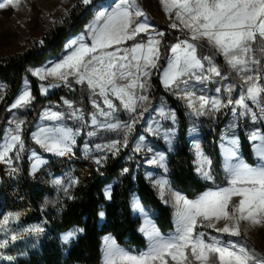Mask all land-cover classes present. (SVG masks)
Here are the masks:
<instances>
[{"label": "rangeland", "instance_id": "rangeland-1", "mask_svg": "<svg viewBox=\"0 0 264 264\" xmlns=\"http://www.w3.org/2000/svg\"><path fill=\"white\" fill-rule=\"evenodd\" d=\"M78 1L84 4L83 0H19L16 7L9 5L0 9V57L21 51L33 41L38 40L51 23L67 12ZM94 1L90 0V3ZM118 2L119 0H105L96 3L93 14L84 29L80 33L70 36L66 40L67 43L92 42L90 38L91 28L96 23L97 16L102 11H111ZM138 6L145 13V17L137 18V21L140 22L146 18L147 23L151 25L150 30L138 34L135 39L127 40L120 45H113L111 47L112 51H115L116 48L121 50L131 48L138 43L146 44L150 36L159 39L161 44L166 32L157 23L171 30H178L176 41L190 40L188 30L179 26V21L175 19L174 13L169 16L165 12L161 0H138ZM173 23H176L178 27H171ZM157 33H163L164 35L157 36ZM175 42L170 47L165 66L160 72V81L165 91L179 97L184 103L187 120H190L188 122L189 137L187 136V138L189 144L191 145L192 142L196 147L199 141L203 143L204 134L212 130L215 116L208 119H196L188 111V99H186V96H190V91H192L194 95L191 98L193 99L198 100L200 96L206 97V90L214 87L221 77L218 76L220 77L219 80L218 78L215 81L211 80L213 74L207 71L210 65L205 60L203 61L205 66L203 75L210 77V79L197 80L195 77L184 76L181 77L177 85L171 88L165 87V72L171 62L173 56L171 48L175 45ZM194 43L202 45L197 48L198 56L201 58L205 56L211 57L212 64L217 68L222 66L219 65L221 61L226 65L224 56L217 53L206 41H195ZM253 48L255 58L260 60L261 63L251 65L250 67L253 71L243 75L235 71L231 72V76L235 74L236 76H241L239 78L242 79V76L264 74L261 71L264 69V52L261 51L264 48V42L257 40ZM154 69H150L149 74L152 75ZM197 74L199 75L200 73ZM189 78L193 79L192 88H186ZM22 83L23 85H21L16 98L7 107L8 117L0 138V150H2V146L8 140L10 134L15 132L17 123L21 121L23 123L20 126L19 134L22 139L23 125L31 104L30 102L23 107H13L23 91H31L30 82L27 78ZM67 91L77 97L71 99L63 98L64 101L56 109L43 111V113H47L46 117H51V113H57L59 119L47 118V122L43 118L44 121L42 122H45V124H42L37 122L40 117L38 116L30 134L31 140L40 148V152L35 148H30L28 151L29 173L36 204L30 200L22 184L20 154L23 147L15 146L3 160H0V219L9 214L14 217L5 226L4 230H0V241H9L7 247L0 249V255L10 256L12 259L0 258V264H103V252L107 238L115 239L121 247L133 252L138 253L146 250L148 240L140 231L146 220L151 221L161 235L165 237L175 232L177 205L174 195L179 194L185 199L187 198L171 186L168 177V156L173 152L176 140L172 148H170V146L164 145L166 142L162 136L163 126L166 129H172L169 120L172 119L171 115L175 110L168 104L164 96H159L155 103L150 99L148 102H140L136 111L130 114L126 111L127 109H122L119 99L109 94L108 98L112 101L116 110L107 122L125 124L131 123L133 119L137 121L133 124L132 130L127 133V145H131L123 155L122 151L127 147L124 144V129L112 131L92 124L93 115H96L97 121L105 122V117L98 114L101 109L106 112L110 111L104 104V98H89L86 96V90L82 88ZM4 93L5 85L0 81V101ZM94 102L95 105H99V108L94 105ZM249 105L252 108V112L241 113L239 110L236 114H229V118L222 130V145L218 142L222 158L224 184L208 188L194 199L189 200H195L209 190L215 191L219 188L227 187L231 178L226 172V167L229 164L245 163L256 167L264 163L256 154V146L260 143L259 139L256 141L250 139L253 133L264 135V113L260 111L261 106H264V99H262L261 105H254L250 101ZM161 108L166 113L161 118L163 120L162 126L157 123L158 118L161 117L159 115V109ZM237 108L240 109L239 106ZM252 113L256 115L255 120ZM176 121L178 128V120ZM237 123L241 125L247 140L251 143L255 157V164L253 165L248 164L240 152L235 151L236 155L231 160L227 158L225 150L228 148L232 149L228 140L232 137L236 138L235 125ZM136 125L139 126V130L134 132ZM150 126L158 130L149 131ZM42 128L48 130L67 128L74 132L78 131L79 135L75 136V144L71 145V151L61 156L47 151L36 143L34 137L39 135ZM89 133L94 134L89 135ZM130 136H133V138L131 139ZM117 140L120 141L118 145L119 151L115 155L107 149L103 151L97 149V145L104 146ZM78 141H81V143H78ZM79 144L80 155L75 153ZM137 146L140 148L139 151L136 150ZM119 154L123 155L119 165L104 183L105 170ZM193 154L197 161L200 156L196 153L194 147ZM160 155L164 156L162 162H159ZM203 157L208 159L205 156ZM100 158H103L102 163L98 165L95 161ZM37 159L41 163L33 171V165ZM152 160H157L158 162L150 163L149 161ZM132 162L133 168L131 170L129 164ZM195 164L196 172L200 178L211 182L213 176L209 163L203 164V169L210 174L211 179H205L198 171L201 167V159ZM140 166L143 180H139L138 169ZM124 169H127V172ZM56 180H60L61 184L57 185L55 183ZM73 180H76L77 183L72 184ZM159 181L167 182L163 190L159 187ZM93 183L98 186L92 188ZM109 188L111 191L110 199L105 196V192ZM150 188L154 191V194L148 192ZM125 198H127L131 216L137 218L138 223L134 231L135 234L130 233L122 237L117 211ZM238 201L239 197L232 198L233 203H238ZM135 203H139L140 207L138 209H134L133 205ZM101 212L104 213L103 216L100 215ZM94 223L97 226L96 231H99V233L100 230L98 229L101 227H105L108 231L100 234L99 258L97 257L95 261L88 262V257L80 256L81 254L78 251L83 249L81 244L84 243V239L93 228ZM225 223H228V221L221 220L217 222L216 228H222ZM206 224L207 222H204V225H198L195 229V232L206 233V240L211 236H219L224 240L244 243L249 248L264 254V225L252 226L247 222L241 221V236L231 237L207 227ZM36 226L43 227L44 232L39 235L28 233V229ZM77 229H83V232H77L75 238L68 243H64L62 237L68 232ZM12 235H17L19 238L12 241ZM86 256H88V253H86ZM169 264H173V262L169 260Z\"/></svg>", "mask_w": 264, "mask_h": 264}, {"label": "snow or ice", "instance_id": "snow-or-ice-1", "mask_svg": "<svg viewBox=\"0 0 264 264\" xmlns=\"http://www.w3.org/2000/svg\"><path fill=\"white\" fill-rule=\"evenodd\" d=\"M19 0H0V9L9 5L18 6ZM165 12L179 21V26L187 29L190 33V40H182L171 48L173 53L168 70L165 72V87L171 88L180 82L181 77L190 76L197 80H206L210 77L203 75L204 63L208 61L210 67L208 72L217 76L220 75L217 67L212 64L211 57H200L197 48L202 45L195 41H206L217 53L224 56L226 63L237 73L253 71L251 65L261 63L254 56L253 45L260 40L264 42V0H161ZM84 4L90 0H83ZM145 17V13L139 8L138 0H119V2L109 12H100L96 18V23L91 28V41L89 45L79 42L75 49L60 63L52 67L37 70L33 75L41 80L46 77H54L62 81H67L69 76L76 77L77 83H87L88 87L104 98V104L110 111L100 110L99 115L105 117V122L97 121L96 115L92 117V124L108 130L124 129V144L127 145V133L132 130L131 123L107 122L111 119L112 113L116 110L109 94L121 101L123 107L130 112H135L138 102H144L147 96L137 95L136 89L146 90V81L149 70L156 67L159 60L160 40L149 37L146 44L138 43L131 48H116L115 51H107L113 45H120L127 40L135 39L142 33L148 32L151 25L147 20L138 22L137 18ZM173 28L178 25L173 23ZM163 33H157L162 36ZM264 52V48L261 49ZM197 73H200L199 75ZM248 85L246 92L236 101V105L243 108L246 113L252 112L247 103L250 101L254 105H261L264 99V83L262 77L257 75H247L242 77ZM123 81L124 83H120ZM98 90V91H97ZM230 85L225 91L231 93ZM43 91V90H42ZM217 93L221 91L216 89ZM188 99V107L199 116L205 114V109L210 107L213 111H219L226 106L219 97L211 99L200 96L194 100L191 96ZM32 100L30 90H25L19 96L13 107H23ZM228 103H232L228 100ZM198 104V107L196 106ZM95 105V102H94ZM99 108V105H95ZM260 111L264 113V106ZM236 112V109H233ZM159 115L165 116L163 108L159 109ZM256 119L255 113H252ZM51 119H59L57 113H51ZM79 118V117H78ZM171 118L175 119L172 113ZM23 121L17 123L16 130L10 134L8 140L0 150V160H3L15 146L23 147L20 136V126ZM149 131H157L151 126ZM94 133H89L93 135ZM79 132H74L67 128H55L54 130L40 129L39 135L35 136L36 143L40 144L47 151L57 155H65L71 151V145L75 144V136ZM250 139L260 143L256 146V154L261 161H264V135L253 133ZM120 141H113L111 144L100 146L97 149L103 151L107 149L115 155L118 151ZM230 145H237L238 139L233 137L228 140ZM201 167L198 171L205 179H211L210 174L203 169V164L209 163L202 153ZM137 151L140 150L137 146ZM227 158L232 159L236 155L232 149L225 150ZM102 159L95 162L99 165ZM164 160V156H159V162ZM157 163V160L149 161ZM41 161L37 159L33 165L35 171ZM127 172V169H124ZM226 172L231 177L228 186L215 191L209 190L200 195L195 200L185 199L179 194L174 195L177 205L176 229L173 234L167 237L161 235L160 231L151 221H145V225L140 231L148 240L146 250L133 252L121 247L115 239L107 238L103 252V264H264V254L249 248L244 243L233 240H224L219 236H211L205 239L206 233L195 232L198 225H204L215 229L217 232L227 234L231 237L241 236L240 223L247 222L252 226L264 225V163L253 167L245 163L235 165L229 164ZM57 185L61 184L56 180ZM77 183L76 180L72 184ZM166 181H159V187L164 189ZM67 191V189H65ZM107 198H111L110 188L105 192ZM239 197L238 203H233L232 198ZM134 209L140 207L139 203L133 205ZM104 215L103 212L100 213ZM13 215L9 214L0 219V230H4ZM224 220L228 221L222 228H216V223ZM28 233L39 235L44 232L40 226L27 230ZM77 232L83 229L70 231L62 237L64 243H68L75 238ZM19 237L12 235L11 240L15 241ZM8 240L0 241V249L7 247ZM0 258L11 260L10 256Z\"/></svg>", "mask_w": 264, "mask_h": 264}, {"label": "trees", "instance_id": "trees-1", "mask_svg": "<svg viewBox=\"0 0 264 264\" xmlns=\"http://www.w3.org/2000/svg\"><path fill=\"white\" fill-rule=\"evenodd\" d=\"M102 1L105 0H95L90 4H82L78 1L67 12L51 23L38 40L33 41L21 51L0 57V81L5 85V93L0 101V138L4 126L7 123V107L10 106L16 98L24 79L27 78L30 82L32 101L22 130L23 149L20 154V175L22 184L26 189L30 200L34 204H36V202L33 196V185L30 179L28 160V151L30 148H35L40 152V148L37 147L30 137L34 123L37 120L40 111L48 101L60 103L63 98L71 99L76 98L77 96L68 92L64 87H60L46 95H42L39 90L40 80L29 73V68L40 65L49 57H59L66 40L70 36L76 35L84 29L93 14L94 6L96 3ZM157 24L164 29L166 33L159 47V60H157L156 67L151 75L149 98L155 103L159 96H164L168 104H170L175 110L178 120V134L174 150L168 156V177L171 186L174 189L181 192L187 199H194L206 189L224 184V174L221 163L222 158L218 142L222 128L228 118V111L226 109L221 110L214 120L212 130L205 133L203 136L202 144L204 151L211 160V172L213 176L211 182L205 181L200 178L195 170L194 156L187 138L188 120L186 116V107L179 97L173 96L165 91L160 81V72L165 66L170 47L176 41V35L179 31L175 29L171 30L160 23ZM138 130L139 126L136 125L134 127V132H137ZM130 138L132 139L133 136H130ZM239 138L241 153L244 160L248 164H255V157L251 143L247 140L244 131L241 128L239 130ZM78 143H81V141H78ZM130 145L131 144H128L122 151L123 155L128 151ZM79 146L80 144L76 148V154H79ZM122 154L117 155L105 170L104 183L119 165L120 160L123 157ZM129 167L132 170L133 162L129 164ZM138 170L139 180H143L140 173L141 166ZM96 186L98 185L93 183L92 188H95ZM148 192L154 194V191L151 188ZM117 218L120 222L122 237L130 233L135 234L134 231L138 219L131 216L127 198L121 203L117 211ZM96 230L97 226L94 223L93 228L88 232V235L84 239L85 241L81 240L84 241V243L81 244L83 249L78 251L81 254L80 256L88 257V262L92 260L95 261L97 257L99 258L100 234L101 232L108 231L105 227L98 229L100 230V233ZM86 253H88V256H86Z\"/></svg>", "mask_w": 264, "mask_h": 264}, {"label": "crops", "instance_id": "crops-1", "mask_svg": "<svg viewBox=\"0 0 264 264\" xmlns=\"http://www.w3.org/2000/svg\"><path fill=\"white\" fill-rule=\"evenodd\" d=\"M78 43L79 42H74V43L68 44L67 41H66L65 44H64V48H63L61 54L59 55V57H49L43 63H41L40 65L33 66V67L29 68V73L33 77H35L38 80H40L39 90H40L42 95H46V94H48V93H50V92H52V91H54V90H56V89H58L60 87H64L67 90H70V89L74 90L76 88H82V89L86 90V96L89 97V98H97V97L103 98V97H101L98 94H94L93 90L88 87L86 82L85 83H77L76 82V77H74V76H69L67 81H62V80H59V79L51 77V76L46 77L45 79L41 80L38 76L33 75L34 71L47 69V68L52 67L56 63H60L63 59H65L75 49V47L77 46ZM84 43H87V42H84ZM91 43L92 42L87 43V44L90 45ZM107 51H112V48H108ZM219 65H222L221 67L219 66L217 68L219 70V72H220L219 76L221 77V79L219 80L220 77H218L219 82L214 87H212L210 89H207L205 94H206V97L209 98V99H211L213 97L221 98L224 101L226 106L222 107L219 111H213V110L210 109V107H208V108L205 109V114L199 115V116H197L193 112V110L188 107V111L190 112L191 115L195 116L196 119L197 118H201V119L202 118H206V119H208V118H212L214 116L216 118L217 114L221 110H224V109H226L228 111V118H229V114L230 113L236 114V113L239 112V110H240L241 113H246L243 108H240V109L237 108L238 106L236 105L235 101L242 94H244L246 92V89H247L248 85L245 83L243 78L242 79L239 78L241 76H238V75L236 76L235 74H232V76H231V72H235V70H233L227 63L225 65V63L223 61H221ZM261 71L264 73V69L261 70ZM245 73H248V72H245ZM245 73H242V75L245 74ZM211 74H213V73H211ZM212 76H217V75L213 74ZM260 76L262 77L261 83H264V74L260 75ZM142 79H144L146 81V90H141V89L138 88V89H136V93H137V95L143 94V95L147 96L148 99L146 101L148 102V100L150 99L149 98V92H150V85H151V74H148L147 77H143ZM192 80H193L192 78H189V81L186 84V88L187 87L188 88L189 87L192 88V86H191V84L193 83ZM215 80H217V79H215ZM120 83H124V82L121 81ZM22 85H23V83H22ZM230 85L233 88L231 93L225 91V89L228 88ZM217 88L221 89V91L219 93H217V91H216ZM189 95L192 97L194 95V93L192 91H190ZM194 100H197V99H194ZM228 100H231L232 103L229 104ZM63 101H64V99H62L60 103H62ZM146 101H144V102H146ZM60 103L55 102V101H48L46 103V106L42 109V111H41V113L39 115L40 117L38 118L37 122L45 124V122H42V121H44L43 118H45V121L48 122V119L46 118V114L47 113H43V111H50V110L56 109L57 106H59ZM247 103L249 104V101ZM139 104H140V102H138V105ZM121 105H122V109L125 110V108L123 107L122 103H121ZM138 105H137V108L139 107ZM196 106L198 107V104ZM249 107H250V105H249ZM234 108L236 109L235 113L233 112ZM126 111L128 113H130V114L134 113V112H130L129 110H126ZM174 114H175V112H174ZM161 118L162 117L158 118L157 123L162 126L161 123L163 122V120ZM228 118H227V120H228ZM176 120H177L176 119V114H175V119L174 120L173 119L169 120L170 126L172 125L171 126L172 129H166L164 126L162 127L163 128V131H162L163 132V134H162L163 140L166 142V144H164V145L170 146V148H172V146H173V144H174V142L176 140L177 134H178V128H177V123H176L177 121ZM189 121L190 120H188V122ZM226 122H225V124H226ZM240 128H241V125L237 123V125H235V129H236L235 133H236V138L238 139V144L237 145H231L232 146L231 147L232 150L234 152L236 151L238 153L239 152L241 153L240 138H239V130H240ZM222 130H223V128H222ZM187 136L189 137V123H188ZM219 138H220L219 139V143H220V145H222L221 144V140L223 138V133H222V135L220 134ZM191 145H190V147L192 148L191 149L192 154H193V147L195 148L196 153H198L197 146L195 147V145L192 142H191ZM198 145H199V152L202 153L203 156L208 158L207 161H210L209 165H210V170H211V160H210L209 156L204 151V148L202 146V143H200V141H199ZM222 149H223V147H222ZM221 152H222V150H221ZM220 155H221V153H220ZM222 155H223V153H222ZM193 156H194V154H193ZM200 159H201V156H200V158L198 160H200ZM197 161H196V158H194V165L195 166H196L195 163ZM195 170H196V167H195Z\"/></svg>", "mask_w": 264, "mask_h": 264}, {"label": "built area", "instance_id": "built-area-1", "mask_svg": "<svg viewBox=\"0 0 264 264\" xmlns=\"http://www.w3.org/2000/svg\"><path fill=\"white\" fill-rule=\"evenodd\" d=\"M177 43H179V42H178V41H176V42H175V45H176ZM211 78H212L211 80H215V79H217V78H218V76H212Z\"/></svg>", "mask_w": 264, "mask_h": 264}]
</instances>
